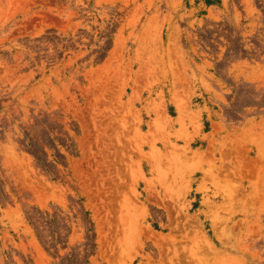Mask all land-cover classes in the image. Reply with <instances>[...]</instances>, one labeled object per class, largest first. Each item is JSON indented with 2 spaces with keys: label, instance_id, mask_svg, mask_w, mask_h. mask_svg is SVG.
Wrapping results in <instances>:
<instances>
[{
  "label": "rangeland",
  "instance_id": "374dc122",
  "mask_svg": "<svg viewBox=\"0 0 264 264\" xmlns=\"http://www.w3.org/2000/svg\"><path fill=\"white\" fill-rule=\"evenodd\" d=\"M0 264H264V0H0Z\"/></svg>",
  "mask_w": 264,
  "mask_h": 264
}]
</instances>
